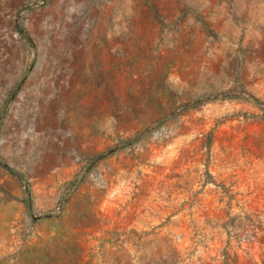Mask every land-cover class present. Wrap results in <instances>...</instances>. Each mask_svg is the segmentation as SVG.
Segmentation results:
<instances>
[{"label": "rangeland", "instance_id": "374dc122", "mask_svg": "<svg viewBox=\"0 0 264 264\" xmlns=\"http://www.w3.org/2000/svg\"><path fill=\"white\" fill-rule=\"evenodd\" d=\"M0 264H264V0H0Z\"/></svg>", "mask_w": 264, "mask_h": 264}]
</instances>
